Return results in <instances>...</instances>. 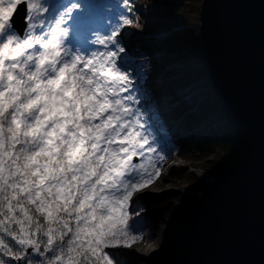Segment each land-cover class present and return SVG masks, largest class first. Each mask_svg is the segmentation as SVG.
Masks as SVG:
<instances>
[{"label": "snow or ice", "instance_id": "1", "mask_svg": "<svg viewBox=\"0 0 264 264\" xmlns=\"http://www.w3.org/2000/svg\"><path fill=\"white\" fill-rule=\"evenodd\" d=\"M94 8L0 0V264H118L144 240L135 201L166 157L133 94L121 27L86 36Z\"/></svg>", "mask_w": 264, "mask_h": 264}, {"label": "water", "instance_id": "2", "mask_svg": "<svg viewBox=\"0 0 264 264\" xmlns=\"http://www.w3.org/2000/svg\"><path fill=\"white\" fill-rule=\"evenodd\" d=\"M14 25L23 31V5ZM199 29L210 88L245 152L196 198L180 264H264V0H201Z\"/></svg>", "mask_w": 264, "mask_h": 264}, {"label": "rangeland", "instance_id": "3", "mask_svg": "<svg viewBox=\"0 0 264 264\" xmlns=\"http://www.w3.org/2000/svg\"><path fill=\"white\" fill-rule=\"evenodd\" d=\"M88 2L94 4L95 8L93 10L94 32L87 33V38L94 39L95 36L106 34L111 27L120 26L121 42L126 48V52H129L131 45L130 34L135 33L136 36H140V43L143 45H147L148 42H156L157 46L163 45L168 48L165 35L167 32L175 33L177 30V25L162 29V31L157 28L150 32L151 39L144 37L143 33L138 34L146 28L149 20L156 18L155 13L164 6L162 0H137L138 4L135 5L133 0H128L130 8L125 5L124 0H88ZM146 9L149 12H144ZM123 16L133 20V25L123 26ZM190 25L192 26V24ZM76 39L73 32L69 40L75 44ZM79 39L83 41L85 35H81ZM149 48L151 49L152 46ZM148 49H144L142 52L147 54ZM195 55L197 60L199 57V61H195V65L200 69L202 63L200 61L202 58L205 59V50L204 54L200 50H196ZM172 57L171 50L164 54L157 53V56L151 54V58L140 62V68L130 65L129 62L126 64L128 71L132 73L135 89L133 94L140 99L138 107L141 109L147 130L155 136L157 140L155 146L163 149L162 154L166 159L160 165L161 176L135 201V207L143 209L141 216L135 219V228L138 232L143 233L144 240L136 242L131 249H121L115 253L118 264H180L187 251V245H184L183 242L185 241L189 213L198 197L196 193L200 194L209 184V174L213 177L217 176L245 152V148L240 147L236 139L231 141L225 149L217 145L207 147L202 145L200 136L202 133L215 132L221 125L228 126L220 109L204 110L201 119H199L200 122L193 126L187 125L184 116L176 114L175 119L181 121V125L185 124L184 127L193 129L194 133L182 138L170 131V125L174 127L177 125L168 124V119L165 118V113L168 110L154 106L152 98H156L154 101L164 103L157 97L161 95V82L166 77H175L178 70L176 67L169 70L175 64ZM125 60L128 61L126 58ZM151 69L156 71L155 74L149 73ZM164 71L170 72H167V76H163ZM146 72L149 73V76L141 78L147 74ZM199 82L200 79L193 76L189 82L177 86L182 91V95L181 93L178 95L185 100L188 109L196 110L201 104H204L200 101V97L206 88L203 85L198 86ZM163 125L167 126L164 131L161 130ZM189 131L191 133V130ZM174 155H176V162L174 160L173 162L176 165L169 161L170 157L172 158ZM232 160L234 161L232 162ZM200 170H204L208 175L202 176L198 172ZM187 189H194L196 193H187L185 192ZM158 194V197L164 198L163 204L158 202L156 197ZM161 211H163L162 214Z\"/></svg>", "mask_w": 264, "mask_h": 264}, {"label": "trees", "instance_id": "4", "mask_svg": "<svg viewBox=\"0 0 264 264\" xmlns=\"http://www.w3.org/2000/svg\"><path fill=\"white\" fill-rule=\"evenodd\" d=\"M163 8L155 13V17L149 20L146 25V30L153 31L157 28L167 29L177 25L176 32H167L165 42L168 44V48L172 50V61L175 63L169 70H173V67L178 69L176 75L173 78L166 77L161 82V89L172 94L174 98L179 101L174 104V108L170 111L174 114H183L188 122L193 120H199L202 117V112L208 109H220L219 101L212 91L208 83V77L206 72L205 59H201V68H197L195 61H199L196 58L195 51L200 50L204 54V43L200 37L199 29V10L201 0H162ZM192 24V26L190 25ZM157 45L156 42L151 43ZM148 45H144L143 48H148ZM155 70L151 69L150 73L155 74ZM167 72L162 73L163 76H167ZM196 76L200 79L199 85H203L204 92L201 94L200 101L202 103L199 109L187 110L186 105L182 98L179 97L177 92L173 89L176 84H184ZM147 89V87H146ZM202 145L205 147L209 145H217L222 149H225L227 145L236 139L234 133L226 125H221L215 132L202 133L201 135ZM240 147H243L240 145ZM234 160H232L233 162ZM231 162V163H232ZM226 167V166H225ZM156 196V195H155ZM156 196L158 202L163 204L164 198ZM163 211H161V214ZM184 245L185 241L183 242Z\"/></svg>", "mask_w": 264, "mask_h": 264}, {"label": "bare ground", "instance_id": "5", "mask_svg": "<svg viewBox=\"0 0 264 264\" xmlns=\"http://www.w3.org/2000/svg\"><path fill=\"white\" fill-rule=\"evenodd\" d=\"M203 42V41H202ZM205 47V46H204ZM209 83V82H208ZM198 86H201V85H198ZM210 86V85H209ZM178 90H180L179 88H178ZM186 120V119H185ZM186 123H187V125H189V126H193V122L191 121V122H188L187 120H186ZM170 124H171V122H170ZM172 124H174V123H172ZM172 127V129L174 130V132H175V129H177V128H174V126H171L170 125V128ZM175 162H176V159H175ZM195 170H197L196 168H194ZM201 171V172H200ZM200 171H198L202 176H204V174H207V172H205L204 170H200ZM208 175V174H207ZM209 178H211V177H213L212 175H210L209 174ZM185 192H187V193H196V191L193 189V190H189V189H187V190H185ZM196 195H199V193H196ZM156 252V251H155Z\"/></svg>", "mask_w": 264, "mask_h": 264}]
</instances>
